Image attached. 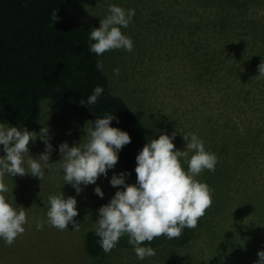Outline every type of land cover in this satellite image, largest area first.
Listing matches in <instances>:
<instances>
[{
	"label": "rangeland",
	"instance_id": "1",
	"mask_svg": "<svg viewBox=\"0 0 264 264\" xmlns=\"http://www.w3.org/2000/svg\"><path fill=\"white\" fill-rule=\"evenodd\" d=\"M111 4L135 9V14L121 29L131 37L133 49L100 55L110 90L139 116L148 140L158 138L160 131H177L173 143L184 150L183 135L194 132L216 154L215 170L196 176L210 187L211 204L196 226L179 237L154 238L155 255L138 260L125 234L96 262L85 249L87 232L95 229L98 208L117 190L109 179L127 171L118 160L107 177L81 185L79 194L65 184L58 146L84 142L85 125L91 124L64 96L46 98L39 117L17 127L37 133L42 126L49 128L53 164L41 179L2 178L8 186L4 195L26 209V223L10 246L0 240V264H254L257 251L264 249V87L259 85L260 91L249 84L241 93L252 73L245 74L240 64L257 58L252 70L259 75L264 0H74L60 20L98 28ZM257 78L264 84V76ZM44 147L38 137L30 141L29 154L36 158ZM182 166L187 168L183 161ZM96 186L103 197L94 192ZM61 192L77 200L78 230L71 224L60 230L46 223L47 197ZM37 221L43 224L39 230Z\"/></svg>",
	"mask_w": 264,
	"mask_h": 264
},
{
	"label": "clouds",
	"instance_id": "2",
	"mask_svg": "<svg viewBox=\"0 0 264 264\" xmlns=\"http://www.w3.org/2000/svg\"><path fill=\"white\" fill-rule=\"evenodd\" d=\"M134 14L135 9L109 5L108 14L100 19V26L88 31L89 51L97 56L112 49L131 51L133 41L121 29L129 25ZM58 19L54 8L49 22L53 25ZM100 67L102 63L98 60L97 68ZM257 67V76H264V59ZM113 72L118 74L119 68H114ZM102 92L103 87L96 85L87 100L81 99L79 103L86 107L94 105ZM114 119L117 118L109 113L95 117L92 127H86L88 122L85 125L84 142L80 140L69 146L65 141L58 146L63 180L65 184H71L77 194L82 191L81 185L95 184L100 175L107 177L108 170L113 169L119 160V151L131 142L127 131L111 126ZM176 134L177 131L171 134L160 131L158 138H151L144 144L135 157V183L126 182L130 172L113 173L109 179V184L117 190L108 203L98 208L94 222L95 234L104 252L110 251L126 234L138 260L153 256L155 249L151 241L154 238L162 235L168 239L179 237L185 228L196 226L198 218L211 204L210 187L196 176L205 169L214 171L218 157L206 150L204 141L194 132L184 134L185 149H177L173 143ZM38 137L45 147L38 157L33 158L28 145ZM0 145L3 146L0 150L5 153L0 156V240L10 246L25 231L26 209L13 204L4 195L8 186L2 178L7 174L41 179L45 169L51 170L53 163H49V159L53 146L47 126H42L37 133L8 123H0ZM25 154H29L27 159ZM182 161L187 165L186 169ZM94 192L104 196L99 186ZM47 201L48 225L63 230L71 224L74 230H78L80 223L74 219L78 215L74 196L65 197L63 192L50 194ZM42 227L43 224L37 221L36 228ZM145 241L148 243H143ZM257 256L254 264H264V249L258 250Z\"/></svg>",
	"mask_w": 264,
	"mask_h": 264
},
{
	"label": "trees",
	"instance_id": "3",
	"mask_svg": "<svg viewBox=\"0 0 264 264\" xmlns=\"http://www.w3.org/2000/svg\"><path fill=\"white\" fill-rule=\"evenodd\" d=\"M74 0H0V122L17 126L39 117L41 101L64 96L70 104L89 116L91 127L95 117L105 113L117 119L111 126L127 131L131 142L119 151V161L127 172V183L136 182V155L148 141L139 116L109 87V82L97 61L101 57L89 51L91 28L73 21H61ZM58 20L49 22L52 9ZM243 61V60H242ZM257 58L241 63L245 74L252 78L244 82L261 91L260 80L252 70ZM96 85L103 92L94 105H81ZM84 243L87 254L99 262L103 250L95 229L87 232ZM159 237H164L159 236ZM165 238V237H164Z\"/></svg>",
	"mask_w": 264,
	"mask_h": 264
}]
</instances>
